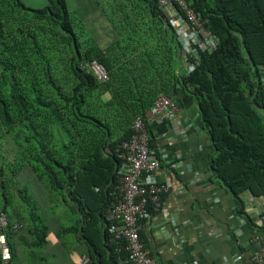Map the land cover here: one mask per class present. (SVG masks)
<instances>
[{
    "label": "trees",
    "instance_id": "1",
    "mask_svg": "<svg viewBox=\"0 0 264 264\" xmlns=\"http://www.w3.org/2000/svg\"><path fill=\"white\" fill-rule=\"evenodd\" d=\"M185 1L219 38L215 49L195 45L192 71L159 0H82L114 27L117 40L106 45L68 0L38 8L0 0V217L7 218L12 258L13 234L39 217L35 198L14 179L10 164L21 157L51 199L64 195L82 213L78 231L93 264H131L106 218L116 200L118 149L135 119L148 118L161 95L176 102L178 89L198 104L213 147L212 175L242 222L258 224L246 197L264 202V0ZM93 60L105 66L107 81L82 69Z\"/></svg>",
    "mask_w": 264,
    "mask_h": 264
},
{
    "label": "crops",
    "instance_id": "2",
    "mask_svg": "<svg viewBox=\"0 0 264 264\" xmlns=\"http://www.w3.org/2000/svg\"><path fill=\"white\" fill-rule=\"evenodd\" d=\"M80 9L85 24L94 26L91 34L98 43H115V29L99 8ZM174 94L178 107L175 118L163 119L161 123L154 121L151 114L145 118L153 147L166 153L175 166L168 165L156 174L161 182L171 185V192L164 199L168 213L157 211L143 223L142 242L158 264H256L253 256L264 247V226L260 221L264 202L246 197L247 210L258 224L250 227L248 222H242L236 214V202L226 195L209 169L213 147L196 100L182 89ZM175 127L183 130V135L169 141ZM20 158L14 167L17 174L25 173L37 188L39 217L24 222L23 228L18 224L21 231L13 234L15 256L10 264H82L81 259L89 257V247L78 231L82 213L74 212V203L67 202L64 195L51 199L28 163ZM18 218L13 214L15 225ZM43 229L45 235L41 237L38 231Z\"/></svg>",
    "mask_w": 264,
    "mask_h": 264
},
{
    "label": "built area",
    "instance_id": "3",
    "mask_svg": "<svg viewBox=\"0 0 264 264\" xmlns=\"http://www.w3.org/2000/svg\"><path fill=\"white\" fill-rule=\"evenodd\" d=\"M174 2L176 3L174 4ZM160 5L166 7L174 5L186 9L188 19L196 27L195 35L205 36L202 48H215L217 44L215 38L211 34H206L203 21L194 10L189 8L185 0H160ZM178 13V10L172 11L170 20L174 23L178 34L183 38L182 27L179 25L180 22L184 21V18ZM183 40L190 60L188 70L192 71L199 62V54L192 47L188 37ZM81 67L86 72L93 73L100 81L109 79L105 66L96 60L83 62ZM175 111L174 103L167 97H161L151 108L152 119L161 123L165 118H172ZM171 124L174 127L173 123ZM147 127L148 125L143 118H136L131 127L133 129L131 137L119 146L120 165L117 173L119 182L115 185L116 200L106 214L109 224L108 231L118 244V250L126 252L125 261L131 264H158L150 252L146 250L140 232L143 223L149 221L155 212L168 213L164 199L169 196L171 185L161 182L157 179L156 174L164 171L168 165L175 166V163H172L166 153L151 146L150 133ZM181 134L182 131L174 129L173 135L168 137V140L174 141ZM177 158H181V153L177 155ZM6 225L7 218L3 214L0 217V264H9L12 258L4 231ZM81 260L82 264H87L90 261L89 257H84ZM253 260L256 264H264V247L254 254Z\"/></svg>",
    "mask_w": 264,
    "mask_h": 264
},
{
    "label": "clouds",
    "instance_id": "4",
    "mask_svg": "<svg viewBox=\"0 0 264 264\" xmlns=\"http://www.w3.org/2000/svg\"><path fill=\"white\" fill-rule=\"evenodd\" d=\"M187 2V1H186ZM176 2H174V4H175ZM159 4H160V0H159ZM187 4L189 5V3L187 2ZM161 6V5H160ZM164 10H165V12H166V14H167V17H168V20H170V16H172V11H174V10H178V14H181L182 16H183V18H184V21H182V22H180V27H182L181 29H182V36H183V38L181 37V35L180 34H178V32H177V36H179V38L182 40V43L184 42V40L183 39H186V37H188V39L190 40V42L192 43V47L195 49V50H197L198 51V47H196L195 45L197 44L201 49H203L202 47H203V43L205 42V36H203V35H200V36H196L195 35V30H196V27H195V25H193V23L188 19V17H187V15H186V13H187V10L186 9H184V8H182V7H180V6H174V5H171V6H168V7H166V6H161ZM189 8H191L192 10H194V8H192L190 5H189ZM194 12L198 15V17L203 21V19L201 18V16L194 10ZM170 22L171 23H173L171 20H170ZM174 24V23H173ZM203 24H204V30H205V32H206V34H211L214 38H215V40H216V42H217V44H218V41H219V38L214 34H212L207 28H206V26H205V22L203 21ZM185 34V35H184ZM217 44H216V46H217ZM216 46H215V48H216ZM207 49L209 48V47H206ZM215 48H213V49H215ZM183 49L185 50V53L188 55V51L185 49V46L183 45ZM189 56V55H188ZM184 60H185V58H184ZM94 61V60H93ZM97 61V60H96ZM190 61V60H189ZM189 61H187V63H188V65L186 66L187 68H188V66H189V64H190V62ZM86 62H92V61H86ZM99 62V61H98ZM109 74V73H108ZM161 97H167V98H169L173 103H174V105L176 106V111H175V115L172 117V118H175L176 116H177V112H178V107H177V105H176V102L174 101V100H172L171 98H170V96H168V95H161L159 98H161ZM158 98V99H159ZM157 99V100H158ZM156 100V101H157ZM155 101V102H156ZM154 105H155V103H154ZM153 105V106H154ZM152 108V107H151ZM151 108H150V114H151ZM151 117H152V114H151ZM138 118H141V117H138ZM172 118H168V119H172ZM165 119H167V118H165ZM145 120V119H144ZM147 123V122H146ZM170 123H175L173 120H172V122H170ZM148 125V124H147ZM133 126V125H132ZM177 127H175L174 129H176ZM149 129V128H148ZM133 130V129H132ZM180 130V129H179ZM180 131H182V134L180 135V136H182L183 135V130H180ZM133 133V132H132ZM149 133H150V131H149ZM173 133H174V130H173ZM173 135V134H172ZM171 135V136H172ZM180 136H178V137H180ZM150 139H151V137H150ZM128 140V139H127ZM153 147V146H152ZM12 253V252H11ZM12 260V259H11ZM11 262V261H10ZM10 262H9V264H10Z\"/></svg>",
    "mask_w": 264,
    "mask_h": 264
},
{
    "label": "rangeland",
    "instance_id": "5",
    "mask_svg": "<svg viewBox=\"0 0 264 264\" xmlns=\"http://www.w3.org/2000/svg\"><path fill=\"white\" fill-rule=\"evenodd\" d=\"M26 4H28L29 6L38 8V7H42L45 6L48 3V0H23ZM69 6L73 7V6H83V2L82 0H68ZM88 31L91 33L92 30H94V26L91 25V29L86 25ZM14 155H11V157H9V160L13 161L14 160ZM21 159V158H20ZM0 161H2V156L0 153ZM11 167H14V164H10ZM25 173L24 174H17V171L15 172L14 175V179L16 182H18L20 184L21 187H26L28 189L27 192H29V195L35 197L36 198L38 195L37 188H35V186L33 187V182H31L28 178L25 177ZM26 178V180H25Z\"/></svg>",
    "mask_w": 264,
    "mask_h": 264
}]
</instances>
